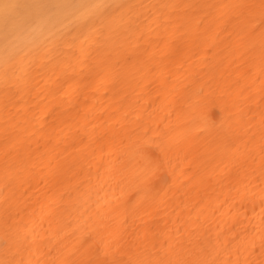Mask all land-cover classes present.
Listing matches in <instances>:
<instances>
[{"label":"bare ground","instance_id":"bare-ground-1","mask_svg":"<svg viewBox=\"0 0 264 264\" xmlns=\"http://www.w3.org/2000/svg\"><path fill=\"white\" fill-rule=\"evenodd\" d=\"M10 2L58 6L18 34L10 52L24 53L43 52L73 37L83 41L77 5L157 6L141 10L137 30L128 40L115 37L106 44L93 39L83 48L65 44L54 60L29 57L33 63L27 77L19 82L13 78L7 88L0 21V236L3 198L9 194L7 207L14 225L29 242L39 240L38 248L17 259L23 264H51L61 257L58 226L94 220L103 213L109 185L121 173L134 170L135 161L125 154L132 128L151 122L177 129V154L187 159L162 175L147 215L141 212L112 224L120 251L104 256L99 250L93 256L129 264L135 259L129 249L145 243L137 238L146 225L149 252L142 258L163 257L162 245L187 251L210 240L217 264H264V70L259 35L240 45L229 32L212 40L176 24L184 5H212L198 14L216 15L231 13L232 5H259L261 0ZM225 94L227 102L221 99ZM205 127L209 133L200 135ZM224 130L234 133L227 148L214 139ZM6 149L19 162L9 193L3 187Z\"/></svg>","mask_w":264,"mask_h":264},{"label":"snow or ice","instance_id":"snow-or-ice-1","mask_svg":"<svg viewBox=\"0 0 264 264\" xmlns=\"http://www.w3.org/2000/svg\"><path fill=\"white\" fill-rule=\"evenodd\" d=\"M55 7L58 6L21 5L12 3L10 0H0V21H2L4 33L5 64L7 65L3 73L6 88L13 78L19 82L27 77L28 67L33 63L29 57L54 60L65 44L69 47L83 48L88 40L93 39H103L106 44L115 37H123L128 40L137 30L135 20L143 14L141 10L157 6L123 3L77 5L75 6L76 11L82 14L81 23L77 28L84 35L83 41L79 37H73L70 41L62 40L43 52L24 53L23 49L10 52L18 34L27 31L37 16L43 15ZM164 7L179 8L181 6L165 5ZM212 7L215 6L184 5V12L176 20L178 28L195 30L202 37L212 40H219L221 33L229 32L234 41L240 45L252 42L258 34L262 52L261 64L262 70H264V27H259L264 25V0H261L259 5H232L230 6L231 13L198 14L199 10ZM77 28H74L73 31H76ZM261 93L264 95V85L261 86ZM200 94L202 95V92ZM221 99L227 102V94ZM261 117V148L264 153V109L261 111ZM206 133H209L207 127L199 134L205 135ZM8 135L9 129L6 127V139ZM233 136L234 133L230 130H224L217 132L214 139L222 147L227 148L231 144ZM179 151L177 129L170 123L161 125L160 123L146 122L139 123L132 128L126 141L125 154H131L135 161L134 170L127 175L121 173L119 179L109 185L108 190L105 191L104 211L96 219L58 226V243L62 245L61 257L52 261L51 264H119L115 259L108 261L94 257L93 253L102 250L104 256H108L114 251H120L119 241L115 238L112 224L121 219L127 220L135 217L141 212L145 215L148 214V210L154 206L157 183L162 175L169 171H175L187 159L186 155L181 159L177 154ZM18 163L16 154L6 149L3 185L5 193H9L13 169ZM9 198V194H5L3 198L6 208L3 234L0 236V264H23V261L18 260L17 257L22 252H30L34 246L38 248L39 240L34 238L29 242V236L19 226L14 225L13 217L7 207ZM149 232L150 230L145 225L143 236L137 238L138 241L142 240L145 243H141L139 246L133 245L129 249L135 255V259L130 260L129 264H217V261L212 259L214 245L210 240L199 243L195 248L187 251L183 249L178 251V246L174 244L162 245L163 257L159 259L142 258L145 253L149 252L147 247V242L150 241ZM152 247L155 245L153 244ZM29 264L32 262L30 261ZM35 264H39V261H36Z\"/></svg>","mask_w":264,"mask_h":264}]
</instances>
